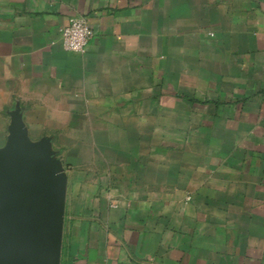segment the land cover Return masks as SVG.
<instances>
[{
    "label": "crops",
    "instance_id": "crops-1",
    "mask_svg": "<svg viewBox=\"0 0 264 264\" xmlns=\"http://www.w3.org/2000/svg\"><path fill=\"white\" fill-rule=\"evenodd\" d=\"M15 110L67 179L60 264H264V0H0V148Z\"/></svg>",
    "mask_w": 264,
    "mask_h": 264
},
{
    "label": "water",
    "instance_id": "water-1",
    "mask_svg": "<svg viewBox=\"0 0 264 264\" xmlns=\"http://www.w3.org/2000/svg\"><path fill=\"white\" fill-rule=\"evenodd\" d=\"M0 148V264H60L67 179L49 140L31 142L19 110Z\"/></svg>",
    "mask_w": 264,
    "mask_h": 264
},
{
    "label": "built area",
    "instance_id": "built-area-1",
    "mask_svg": "<svg viewBox=\"0 0 264 264\" xmlns=\"http://www.w3.org/2000/svg\"><path fill=\"white\" fill-rule=\"evenodd\" d=\"M92 37V30L84 17L71 18L60 30L62 48L65 52L84 53Z\"/></svg>",
    "mask_w": 264,
    "mask_h": 264
}]
</instances>
